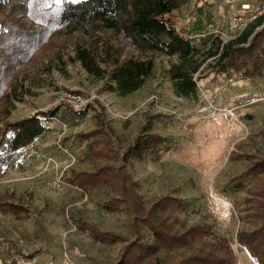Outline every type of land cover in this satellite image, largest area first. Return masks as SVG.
Instances as JSON below:
<instances>
[{"label": "trees", "instance_id": "1", "mask_svg": "<svg viewBox=\"0 0 264 264\" xmlns=\"http://www.w3.org/2000/svg\"><path fill=\"white\" fill-rule=\"evenodd\" d=\"M184 10L187 21L180 26ZM217 10L210 0H196L193 7L190 0H0V178L8 170L24 171V161L37 158L55 121L74 128L92 113V128L76 135L77 148H83L78 167L67 168L61 181L81 197L94 192L105 213L127 217L129 241L115 264H236L232 246L215 235L213 226H189L176 216L187 213L190 203L166 195L145 204L139 195L131 167L155 162L168 150L169 138L154 129L159 116L145 115L130 142L120 137L103 108L91 104L78 111L62 104L7 121L15 103L27 102L26 82L32 76L51 78L53 68L62 71L68 63L79 64L119 97L134 94L154 77L156 57L170 60L166 76L178 98L197 99L206 68L259 87L264 84V16L224 42L213 35ZM64 40L72 56L64 57ZM247 158L250 166L232 187L239 191L247 188L244 180L250 182L245 224L252 230L238 233L237 244L255 264H264V155ZM19 210L0 196L1 215L16 217ZM75 224L97 244L121 242L89 223Z\"/></svg>", "mask_w": 264, "mask_h": 264}, {"label": "rangeland", "instance_id": "2", "mask_svg": "<svg viewBox=\"0 0 264 264\" xmlns=\"http://www.w3.org/2000/svg\"><path fill=\"white\" fill-rule=\"evenodd\" d=\"M215 1L210 0L217 5L214 21L218 23L246 3L250 7L243 12L250 18L254 13L256 19L264 16V0H240L232 5ZM195 3L190 0L191 7ZM186 16L184 10L180 26L185 25ZM67 41H63L65 51L60 50L64 57L72 56ZM169 64L167 57H156L154 77L127 97L109 92L79 64L68 63L62 71L55 67L51 78L32 76L26 82L30 96L27 102L15 103L7 121L13 123L62 104L76 111L91 104L103 108L120 137L130 142L145 115L159 116L154 129L169 138L168 150L155 162L135 163L130 169L141 186L143 202L166 195L187 201L192 208L176 213L180 220L189 226H213L215 235L232 246L236 264H255L246 248L237 244L238 233L252 230L245 224L250 182L244 180L247 188L239 191L232 186L250 166L248 156L264 155V84L256 87L240 78L220 77L204 67L197 99L178 98L166 76ZM91 115L74 128L55 121L37 158L24 161V171L8 170L0 178V196L20 206L16 217L0 214V264H115L129 241L127 217L105 213L94 192L81 197L61 181L67 168L78 167L83 148H77L76 135L92 128ZM65 136L69 139L64 142ZM79 220L120 237L121 242L95 243L76 226Z\"/></svg>", "mask_w": 264, "mask_h": 264}, {"label": "built area", "instance_id": "3", "mask_svg": "<svg viewBox=\"0 0 264 264\" xmlns=\"http://www.w3.org/2000/svg\"><path fill=\"white\" fill-rule=\"evenodd\" d=\"M226 1H227V4L232 5L233 3H237L240 0H229V2H228V0H226ZM230 2H232V3L230 4ZM263 4H264V2H263ZM249 7H250V5L246 3L242 6V8L240 6L239 10L233 11L232 13H230V16L228 15L226 20H222L220 23L217 24V27H216L215 31L213 32V35L216 38H219L220 40H222L224 42L239 36L251 24V22H249V21H251V19H256L255 18L256 13H254L250 18V14H246L243 12V10H248ZM262 9H263V7H262ZM254 11H256V10H254ZM260 12L261 11L259 10L258 13H260ZM253 21H255V20H253Z\"/></svg>", "mask_w": 264, "mask_h": 264}]
</instances>
